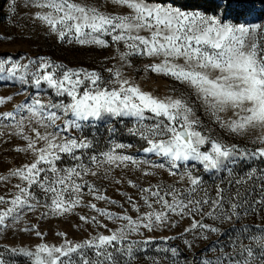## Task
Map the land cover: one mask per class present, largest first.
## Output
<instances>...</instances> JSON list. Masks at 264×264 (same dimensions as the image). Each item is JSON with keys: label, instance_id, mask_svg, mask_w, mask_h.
<instances>
[{"label": "snow or ice", "instance_id": "1", "mask_svg": "<svg viewBox=\"0 0 264 264\" xmlns=\"http://www.w3.org/2000/svg\"><path fill=\"white\" fill-rule=\"evenodd\" d=\"M26 6L59 42L113 51L99 70L46 56H0V81L20 85L0 95V107L25 97L0 111V147L20 141L11 145V163L0 154V232L18 229L40 241L8 251L26 264H133L141 245L156 239L152 233L188 220L160 237L183 245L157 248L169 264H264V216L258 224L245 219L264 211V169L237 172L241 163L264 159V146H256L264 145V24L222 22L175 0H28ZM11 39L0 34V42ZM135 57L147 59L145 73L171 80L168 93L137 82ZM125 120L127 134L146 145L143 159L128 154L132 143L117 139V124ZM99 125L109 134L104 150L92 131ZM225 136L246 137L254 147L226 143ZM198 166L220 183L209 186ZM129 169L135 179L125 178ZM254 179L262 182L261 193L250 200L241 189ZM105 181L136 192L116 189L121 203L106 194ZM29 214L36 222L25 225ZM72 216L77 231L87 226V237L75 241L60 231L57 242H48L41 222ZM210 234L226 239L184 258Z\"/></svg>", "mask_w": 264, "mask_h": 264}, {"label": "rangeland", "instance_id": "2", "mask_svg": "<svg viewBox=\"0 0 264 264\" xmlns=\"http://www.w3.org/2000/svg\"><path fill=\"white\" fill-rule=\"evenodd\" d=\"M28 0H16L15 11L12 10L11 4L12 0H0V34H8L12 37L10 41L0 42V56L11 55L14 59L20 57L34 58L37 56H46L51 57L53 60L58 62H63L68 67L79 68L84 67L88 69H97L99 70L103 64L106 63L105 57L111 55L113 49H100L95 46H81L78 44H69L67 40L64 42H59L56 35H49L46 26L41 25L39 21H36L32 18L34 12L33 8L27 7ZM175 6H179L176 5ZM207 6V9L205 7ZM204 9L198 8H183V10L195 11L198 10L206 15L216 16L222 22H230L233 24H250V23H261L264 24V0H215V5L208 4ZM237 8V9H236ZM237 10H239L237 12ZM134 63L137 67L138 74L135 76L137 82H143V86L146 90H153L157 95H163L170 91L172 87V82L168 78L157 76L156 74L145 73L143 65L148 61L146 58L135 57ZM149 75L151 79H149ZM20 90V85L16 84L13 86V82H4L0 81V95L14 94ZM29 93L34 90L29 87ZM50 94V93H49ZM24 94L16 96L12 104H8L4 107H0V111H7L13 108L14 103H18L24 100ZM47 99V96L44 97ZM125 125L131 127V121L125 120L124 124H117L118 133L117 139L119 142L123 143H132L133 148L128 149V154L134 155L138 159H143L145 154L142 152V148L146 145L142 141L137 140L135 137H132L127 134L125 130ZM99 131L93 129L92 131L96 133L97 139L99 140V145L101 150L105 149V146L108 143L109 134L106 131V125H99ZM219 131V129H217ZM86 134H88L86 132ZM222 134V133H221ZM226 143L238 144L240 147L253 148L254 145L246 137H227L225 136ZM20 143L19 140L12 141L10 144H5L0 147V154H3V159L11 163L12 157L16 154L10 151L11 145ZM261 147L264 145H256ZM24 161L23 155L17 159L16 164L19 165ZM256 167L258 169H264V159L250 161L248 163H241L237 172L243 174L245 171L250 170V168ZM2 171V168H0ZM198 172L203 173V169L199 168ZM113 175L119 178L121 176V170L116 169L113 172ZM126 179H135L138 175L135 173V170L129 169L124 174ZM205 181L209 186L214 187L215 184L220 183V179L214 176H210L208 173H203ZM220 176H226V174L221 173ZM160 177H157L159 179ZM143 182V178H141ZM155 182V180H153ZM99 186V181L96 182ZM261 181L253 180L249 181L248 185L243 186L241 191L247 196L250 200H255L259 198L261 193ZM106 194L113 199L121 201L123 203V197L116 191L119 189L120 192H127L129 195H134L136 190L129 187L127 184H110L108 181L104 182ZM103 190V189H102ZM235 191V188L232 189ZM96 202L98 207H110L114 212H120L121 209L116 205H106L102 201H93ZM127 207V205H125ZM90 210L85 209L83 211L78 210V214H84ZM94 214V213H93ZM29 218L26 217L22 222L27 225L29 222L35 223L37 217L29 214ZM264 216V211H260L254 215L246 217V222L253 224L261 223V217ZM210 223V221H205ZM78 223L77 216H72L69 221H65L60 218H52L48 220H43L41 222V230L48 233L47 240L50 243L57 242V237L55 233L64 231L68 233V238L75 241H79L82 238H86L88 232L84 229L87 226H83L79 231L75 229V225ZM189 223L188 220L184 221V224L180 228L174 231L167 230H157L152 233L156 237L153 243L145 248L141 245V248L144 251L140 252L137 256V260L133 261V264H153V260L160 261V264H169L168 261H164L162 257L166 254L164 252H157V248L170 247V246H180L183 245L181 241L177 240L174 242H162L160 237L173 235L175 231L182 230L183 227L187 226ZM109 227L113 225L109 222ZM228 227L227 225L224 226ZM90 231V230H89ZM142 237L134 236L133 239H141ZM225 240L226 237H217L216 235L210 234L209 241L201 242L197 241L199 247L194 248L192 252H187L185 259L191 260L195 256H199L201 249L207 248L208 244L214 240ZM39 239L34 236H29L27 233H22L18 229L6 230L0 232V254H2L5 264H26L23 257L17 256L8 249L12 247H32L35 244L39 243ZM228 249L226 248L225 251ZM219 254L217 252H207L209 258H214L215 255ZM170 257V253L167 254ZM123 264V260H121Z\"/></svg>", "mask_w": 264, "mask_h": 264}, {"label": "trees", "instance_id": "3", "mask_svg": "<svg viewBox=\"0 0 264 264\" xmlns=\"http://www.w3.org/2000/svg\"><path fill=\"white\" fill-rule=\"evenodd\" d=\"M175 4L183 8L191 7V8L204 9V7L208 4L215 5V0H175ZM205 9H207V6L205 7ZM238 11L239 10H237V12Z\"/></svg>", "mask_w": 264, "mask_h": 264}]
</instances>
